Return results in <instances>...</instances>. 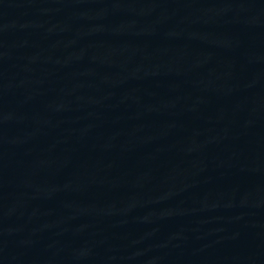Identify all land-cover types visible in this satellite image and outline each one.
<instances>
[{"label":"water","instance_id":"water-1","mask_svg":"<svg viewBox=\"0 0 264 264\" xmlns=\"http://www.w3.org/2000/svg\"><path fill=\"white\" fill-rule=\"evenodd\" d=\"M0 264H264V0H0Z\"/></svg>","mask_w":264,"mask_h":264}]
</instances>
